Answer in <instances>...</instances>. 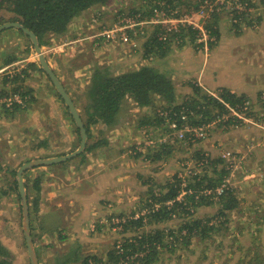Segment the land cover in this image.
<instances>
[{
    "label": "rangeland",
    "instance_id": "obj_1",
    "mask_svg": "<svg viewBox=\"0 0 264 264\" xmlns=\"http://www.w3.org/2000/svg\"><path fill=\"white\" fill-rule=\"evenodd\" d=\"M11 17L0 8L2 24L11 22L8 21ZM86 17L84 30L80 28V32L71 36L77 39L70 40L68 35L63 39L68 42L61 48H55V53L47 52L50 45L40 46L42 52L48 57L49 53L57 54L63 63H70L74 53L79 56L73 63L75 66L88 62L92 71L97 68L103 72L109 70L112 76L114 71L107 65L111 63L105 59L106 53L114 52L101 49L93 58L94 55L86 51L90 52L91 46L96 50L105 43L102 38L96 42L95 38L86 39L84 31L101 34L129 19L142 22L138 27L129 28L128 32L144 29L147 36L159 33L158 36L163 34L161 37H165L173 30L179 31L180 26L189 25L198 32L195 38L192 39L186 30L182 39L170 40L171 50L165 63L160 65L158 61L151 60L176 86V104L191 98L192 89L184 82L196 81L204 92L221 101L218 95L226 86L220 83L231 86L235 81H241L243 76L246 81L236 86L243 91L237 94L248 95L250 102L246 103L255 110H252V116H248L247 112L230 109V113L241 120L240 123L231 121L227 124L226 115H223L221 122L215 120L201 126L202 137L187 135L183 141L168 130L162 115L169 111L162 99L155 96L153 108L140 110L131 98H124L117 113L120 118L116 117V122L118 119L121 125L106 127L98 123L88 126L91 137L87 138L86 146L105 139L110 149L101 145L83 151L81 157L78 155L65 162L34 167L23 173L26 195H29V204L32 205L29 210L30 233L38 264H84L85 259L88 264H109L107 253L113 247L118 249L123 238L132 235L131 232L121 234L122 222L145 216L154 207L157 209L159 205H155L158 203L151 194L159 195V187L174 182L175 176L181 179L182 187L193 177L198 179L207 175L215 179L217 172L223 169L227 171L224 178L230 179V187L233 188L230 190L237 201L233 210L224 211L226 223L221 224L224 219L221 204L214 202L210 206L197 207L193 217L187 218L186 222L191 219L209 221V225L215 224V228L206 236H194L188 245H182L183 238L180 239L177 230L182 220L179 218L181 215H176L162 228L172 229L180 240L171 247L173 251L165 249L156 264H264V109L261 110L264 102L258 101L259 95L264 99V94H260V91L264 93V0H110L105 6H94ZM146 20H151V24L145 23ZM210 41L214 43L211 48ZM115 43L122 47L131 42L124 45L118 37ZM24 59L39 67L28 38L14 28L2 31L0 95L22 96L26 93L24 90L18 93L20 85L23 86L26 80L39 82L41 77L48 88L45 90L47 97H44L48 98L50 93L55 97L51 82L38 70L35 71L37 75L29 73L30 79L21 82L22 65H27ZM112 61L116 63L114 57ZM19 67L20 73L15 70ZM204 67L206 74L202 75L201 68ZM18 74L21 76L15 81ZM89 81L90 76L76 82V85H83L84 90L80 87L73 90L75 85L71 79L67 81L68 87L62 80L65 87L71 89L72 101L84 125L87 124L86 109L90 103L86 96ZM26 99L22 97L21 108L31 112L29 104L32 99ZM33 103L37 104V101ZM62 104L64 119L75 128L73 142L66 141L64 133L56 132L59 130L56 122L46 131V125L41 123L42 132L34 129L35 124L31 126L32 133L27 127V139L22 134L16 136L14 131L0 137V243L9 253L7 260L10 264H30L23 235L21 201L14 184L18 168L28 161L71 154L80 145L79 130ZM258 117L262 119L256 120ZM22 120L35 121L32 118ZM116 129L124 132L120 131V134ZM19 139L22 143H17ZM162 143L173 147L170 153L161 160L153 157L145 160L160 149ZM227 153L235 159L227 158ZM219 159L223 162L218 163ZM37 181L39 185L34 187ZM101 183L107 184L103 186ZM213 200L217 201L216 198ZM35 202L36 208L33 206ZM151 229L155 230V227ZM186 231L183 228L182 234ZM165 235L164 243L171 240ZM92 257L99 261H92Z\"/></svg>",
    "mask_w": 264,
    "mask_h": 264
},
{
    "label": "trees",
    "instance_id": "obj_2",
    "mask_svg": "<svg viewBox=\"0 0 264 264\" xmlns=\"http://www.w3.org/2000/svg\"><path fill=\"white\" fill-rule=\"evenodd\" d=\"M109 2L110 0H0V8L12 15L8 21L19 22L24 28L31 31L36 36L39 45L43 46L49 45L50 38L64 34L72 20L80 16L83 12L94 6H105ZM254 6H256V4ZM162 10L166 12V9ZM1 24L0 22V25ZM179 28V31L173 30L169 36L167 34L168 37H165V42L159 39V33L139 38H145L147 41V53L152 54L154 59H161L169 54L171 50L172 41L170 42V40L182 39V33L184 31H189L192 39L197 36L198 32L196 29H193L189 25H183ZM18 31L28 38L21 30ZM215 38L216 40L218 39L217 36ZM209 44L211 48L213 42L210 41ZM154 59L148 58L150 62L154 61ZM29 66L36 67V64L31 63ZM38 69L45 75L41 68ZM161 71L162 70L151 66H142L137 70L129 71L118 76H111L109 70L103 72L97 68L92 71L89 85L86 89V96L90 100L86 109V114L88 116L86 120L87 124L84 125L88 138L90 139L91 137L88 130L89 125L98 123H102L106 127H113L116 125L117 113L126 97L131 98L135 105L141 109L145 107L153 108L154 97L157 96L168 106L166 108L172 120H177V124L181 125L180 121L176 118H179L180 115H184L186 117V123H188L190 127L205 126L215 120H220L221 122L224 118L223 115H226L227 124H230L231 121H233V123H240L241 120L233 116L230 113V109L240 113L247 112L248 116H252L254 112L252 110H255L253 106L249 107L247 105L246 102H250V98L245 93H240L238 95L229 89H221L218 95V98L221 100L219 101L215 97L204 92L199 85L193 82L188 84L192 89L191 98H187L180 104H176V86L168 75H166V72ZM21 74H18L17 77L14 78L15 81L20 78ZM45 77L50 81L46 75ZM50 86L54 90L55 96L63 103L52 84ZM261 92L262 91H260V94H264ZM18 93H21V90L18 91ZM28 96L29 94L27 93L22 94L24 100ZM29 98L30 96L26 101H28ZM258 101L264 102V99L260 98L259 95ZM14 105L13 108L21 109L19 104ZM262 109H264V106H262L261 110ZM67 114L73 123L74 121L70 114ZM261 119L262 118L259 117L256 118V120ZM186 139L187 135L184 140ZM165 144L166 143H162L160 149L156 150L145 160H149L148 158L150 157H153L154 160H161L164 155L169 154L170 148L173 147L169 148L167 144ZM97 145L98 142L93 145L88 144L84 151H89L97 147ZM82 155L84 156V154ZM79 156L81 157V155ZM221 162H223V160L219 159L218 163ZM211 164L214 165V168L216 167L213 161H211ZM226 173L227 171L224 169L217 172L218 177L215 179L208 178L207 175H203L198 179L197 177H193L191 180H187L188 182L183 187L181 186V179L175 176L174 178L176 180L174 182L168 183L163 188L159 187V195L156 196L154 192L151 194V198L158 203L155 205H159V207L157 209H155V207L152 209L150 208L151 212L145 216L137 219H126L122 222L121 234L131 232L132 235L123 238L118 249L113 247V249L107 253V262L109 264H156L160 261V255L165 249L167 250V248H169L170 251L174 250L173 248L171 249V247L177 245V240L183 238L182 245H188L192 237L197 236L202 238L206 236L207 233L215 228V224L212 225V223H210V226L209 221L201 222L195 219H191L192 221L189 223L186 222L187 218L190 219L193 217L195 213L194 209L200 206H210L214 202L221 204V211L223 212L221 215L224 218L221 224L226 223L227 214L224 213V211L233 210L237 204L233 191L226 190L221 196L216 198L217 201L213 200L212 196L203 194L205 189L214 190L219 186ZM14 184L16 189L17 181H14ZM38 185L39 182L37 181L34 187ZM25 187H27L26 184ZM165 187H168L167 191H165ZM231 189L233 190V188ZM181 192L185 194L183 198L178 201L177 197ZM27 200L29 204V195H27ZM33 206L36 208L37 202H35ZM31 208L32 205L29 204L30 211ZM176 215H181L179 218L182 220L180 227L177 229L181 236L180 239L174 235L172 229L167 231L165 228H162L166 223L173 221ZM181 225L187 230L185 234H182L183 228H181ZM146 226H148V229H146ZM150 227H155V230H152ZM165 234L171 239L166 243H164ZM119 251L120 253H118ZM8 256V251L0 243V257L2 258L0 264H10L7 260ZM92 258L94 262L99 261V259L95 257ZM67 260L69 261V258ZM84 264H88L86 259Z\"/></svg>",
    "mask_w": 264,
    "mask_h": 264
},
{
    "label": "crops",
    "instance_id": "obj_3",
    "mask_svg": "<svg viewBox=\"0 0 264 264\" xmlns=\"http://www.w3.org/2000/svg\"><path fill=\"white\" fill-rule=\"evenodd\" d=\"M93 8H90L88 10H86L85 12H83L80 16H78L77 18H75L74 20H72V22L68 25L67 29H66V33L64 35H60L58 37H52L50 38L49 42V47L47 49V52H51V53H55L56 49L55 48H61V45L66 44V42L68 41H63L64 38H67L68 35L70 36V40L71 39H77V38H71L73 33H77L80 32V28H82L84 30V21L85 19H87V15H89L90 12H92ZM78 27V28H76ZM84 34L86 39H94V41L99 39V35L98 33L96 35H94V32H86L84 31ZM83 34V35H84ZM80 39V38H79ZM83 40V39H81ZM146 40L145 38H139L138 36H133L131 35V43L130 45H126V46H117L116 43L113 44H105V46L99 47L98 49H93L91 46V50L89 53V55H94L93 58H95L96 53H98V51H106V52H110L113 51L114 53H106V57L107 59H105L107 62L111 63V64H107L109 66V68L111 70L114 71L115 75H120L129 71H133L134 69H138L139 67L142 66H151V67H156L158 68V64L156 65L155 62H150L148 60L149 57H152V54L147 53L146 51H148V46L146 44ZM98 46V45H97ZM94 47V46H93ZM102 49V50H101ZM130 52H129V50ZM103 51V52H104ZM127 54H125L126 52ZM74 51H72L71 53H73ZM49 53V57L46 55V53H44V56L46 58L47 63L49 64V66L51 67V69L54 71L55 75L58 77V79L61 81V83L63 84L62 80H64V82L67 84L68 79H71L72 82H74L73 86V90H75L76 87H80L82 90H84V86L83 85H76V82L83 80V79H87L92 70H91V65L90 63L88 64V62L83 63V65H80L81 62L79 63L78 66H75L73 63H75V61L77 60V56L76 54L73 53V56L71 54L70 58L71 62L70 63H63V61H60L59 56L57 54H51ZM54 56V57H51ZM114 57V59L116 60V63H114V61H112V58ZM152 59H154L152 57ZM160 59H154V61H158L159 64H163L165 63L167 56H165L164 58ZM23 62H26L25 65H22V81L24 82L26 79H30L29 73L37 75V73L35 71H39V67L38 65H36V67L33 66H29V64H36L33 61H30L29 59H24ZM134 63L132 66L130 63ZM14 64V63H12ZM12 64H7V66L11 67L13 66ZM155 64V66H154ZM137 65V66H135ZM6 66V65H5ZM131 66V67H129ZM135 66V67H134ZM3 68V67H2ZM21 67L15 69L18 73L21 72ZM1 69V68H0ZM202 75L205 73V67L202 69ZM58 71V72H57ZM91 71V72H90ZM206 74V73H205ZM234 75H236V73H234ZM245 75V74H244ZM86 76V77H85ZM241 81H235L233 84H230L231 86L225 84V83H220L221 86H226V88H221V89H229L232 92L235 93H239L240 91L242 92V88L240 87H236L237 85H242L246 79L245 77L241 76ZM190 82H193L192 80L188 81V82H184V84H189ZM193 83L197 84L196 81H194ZM198 85V84H197ZM66 92L68 93V95L70 96V98L73 100L74 98L72 97V92L70 88H66L65 85L63 84ZM68 87V86H67ZM202 87V86H201ZM47 86L45 85V80L41 79L40 77V81L39 82H31L29 80H26L22 86V84L20 85L19 90H24L27 94L30 95V99H32L30 101V106L32 108L31 112L26 110V109H20V108H16V109H12L11 111L8 110H4V109H0V137H6V133H11L12 131L16 132V136L19 134H22V136L24 135V137L27 139V133L28 131H31L32 133V128L31 126H34L35 124V128H37L38 131L42 132L44 131V129H42L40 127V124L42 123L45 126V131L46 130H50V127L53 125V122L58 123V127L59 130L56 131L58 133H64L65 134V140L68 142H73L75 140V136L73 134L74 131V125L70 126L69 123L64 119L65 118V114L64 111L62 110L63 106L62 103H60V100L55 96H53L51 93L49 94L48 98H46L47 93L45 92V90H47ZM2 91H0L1 93ZM3 94V93H2ZM82 94V92H81ZM55 95V94H54ZM2 95H0L1 97ZM46 96V97H44ZM44 97V98H43ZM43 98V99H42ZM40 99V100H39ZM42 99V100H41ZM36 100L37 104L33 103V101ZM3 107V106H2ZM30 108V109H31ZM28 109V108H27ZM48 109V110H47ZM139 109V108H138ZM142 110V109H140ZM22 111L23 114H22ZM63 111V112H62ZM30 112V114H29ZM24 113H27L26 115H24ZM22 115V117H21ZM35 119V121L28 122L22 119ZM117 118H120V116H117ZM50 125V127H49ZM117 125H121L118 122L117 119ZM28 131H26V128ZM102 127H100L99 130H101ZM14 129V130H11ZM119 132L121 131L122 133L124 131L120 130V129H116ZM120 132V134H121ZM100 133V132H99ZM26 135V136H25ZM1 140V139H0ZM104 140V141H103ZM101 139L97 140L96 142H98V146L101 145H105L106 149H110L108 146L109 144L105 141V139ZM10 141V140H9ZM94 142V143H96ZM17 143H22V139H19L17 141ZM93 143V144H94ZM92 144V145H93ZM95 148V147H94ZM103 148V147H102ZM137 155V154H136ZM140 154H138L137 156H139ZM139 177V176H138ZM137 177V178H138ZM103 184V186H105L107 183H101ZM144 184V182H143ZM102 186V187H103Z\"/></svg>",
    "mask_w": 264,
    "mask_h": 264
},
{
    "label": "water",
    "instance_id": "obj_4",
    "mask_svg": "<svg viewBox=\"0 0 264 264\" xmlns=\"http://www.w3.org/2000/svg\"><path fill=\"white\" fill-rule=\"evenodd\" d=\"M8 28H15V29L21 30L29 38L32 44L33 50L37 55L39 68H41L44 71L45 75L49 78L53 88L55 89V91L58 93V95L62 99L65 107L69 111V114L71 115V118L73 119L80 133L79 148L73 153L67 154L64 156L50 158V159H39V160L28 161L26 163H23L16 172L17 189H18V194L20 197L21 207H22V212H21L22 228H23L25 246H26L30 264H38L36 251H35L33 240H32L31 233H30L29 206H28V200H27V195L25 191L23 173L27 171L28 169H31L34 167L47 166V165H51L55 163L65 162L67 160H70L80 155L85 149L88 135H87L84 124L80 118V115L72 99L66 92L61 81L58 79L54 71L51 69V67L47 63L44 53L42 52L40 48V45L38 43L36 36L31 31L24 28L19 22H6V23L1 24L0 32Z\"/></svg>",
    "mask_w": 264,
    "mask_h": 264
},
{
    "label": "built area",
    "instance_id": "obj_5",
    "mask_svg": "<svg viewBox=\"0 0 264 264\" xmlns=\"http://www.w3.org/2000/svg\"><path fill=\"white\" fill-rule=\"evenodd\" d=\"M142 21H134V20H125L123 23H120L118 26H116L115 28H112L111 30H106L103 33L97 35L99 36V38H102L104 43L106 44H113L116 42V39L119 37V40H121V42L126 45L127 43L131 42V36H130V32H128L129 28H134V27H138L139 23ZM147 24H151V20H146L144 21ZM131 34L133 36H138V37H144L147 36V33L145 32L144 29H142L141 31L139 30L138 32H131ZM163 36V34L159 35V39L161 41H166V36L165 37H161ZM164 41V42H165ZM96 42V41H94ZM94 42L92 44H94ZM1 72V70H0ZM1 105H3L4 108L10 110L12 107H14V104H19L22 107V96H20L19 94L16 95H12L10 97H4V99H2V101L0 102ZM163 119L168 127V130L171 131L174 135L175 138L177 139H184L186 137V135H194V137H202L203 133H202V127H190L188 123H186V117L184 115H180V117L176 118L180 121L181 125H178V121L177 120H172L171 117L169 116V113H164ZM227 158L231 157L230 153H227ZM232 159H235L233 156L231 157ZM230 159L231 161H234ZM231 183H230V179L224 178L221 182V184L219 186H217L214 190L211 189H205L203 191V194L206 196H212L213 198H218V196H221L226 190H230L231 189ZM185 193L181 192L178 197L177 200H181L183 198V195ZM170 204V203H169ZM124 222V221H123Z\"/></svg>",
    "mask_w": 264,
    "mask_h": 264
},
{
    "label": "flooded vegetation",
    "instance_id": "obj_6",
    "mask_svg": "<svg viewBox=\"0 0 264 264\" xmlns=\"http://www.w3.org/2000/svg\"><path fill=\"white\" fill-rule=\"evenodd\" d=\"M4 97H5V96H1V97H0V102L2 101V99H4ZM0 104H1V103H0ZM0 107H2V106H0ZM1 109H4V110H5L4 107H2Z\"/></svg>",
    "mask_w": 264,
    "mask_h": 264
},
{
    "label": "bare ground",
    "instance_id": "obj_7",
    "mask_svg": "<svg viewBox=\"0 0 264 264\" xmlns=\"http://www.w3.org/2000/svg\"><path fill=\"white\" fill-rule=\"evenodd\" d=\"M225 2V1H224ZM209 4V3H208ZM208 41V40H207ZM212 42V41H211ZM214 44V43H213Z\"/></svg>",
    "mask_w": 264,
    "mask_h": 264
},
{
    "label": "clouds",
    "instance_id": "obj_8",
    "mask_svg": "<svg viewBox=\"0 0 264 264\" xmlns=\"http://www.w3.org/2000/svg\"><path fill=\"white\" fill-rule=\"evenodd\" d=\"M6 110H8V109H6ZM9 111V110H8Z\"/></svg>",
    "mask_w": 264,
    "mask_h": 264
}]
</instances>
